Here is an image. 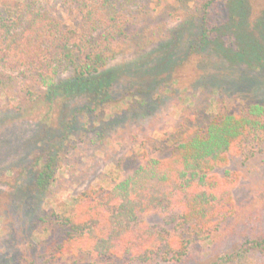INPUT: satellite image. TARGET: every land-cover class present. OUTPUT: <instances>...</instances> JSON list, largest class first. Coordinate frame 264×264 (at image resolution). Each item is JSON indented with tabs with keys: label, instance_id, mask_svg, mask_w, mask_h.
<instances>
[{
	"label": "trees",
	"instance_id": "16d2710c",
	"mask_svg": "<svg viewBox=\"0 0 264 264\" xmlns=\"http://www.w3.org/2000/svg\"><path fill=\"white\" fill-rule=\"evenodd\" d=\"M188 1L187 33L169 56V65L181 50L198 56L202 73L194 84L214 98L212 111L206 110L208 105L182 109L163 142L168 157L147 158L114 185L86 189L48 212L43 200L62 158L53 151V132L39 121L38 140L48 149L44 161L23 157L0 166V173L20 168L13 182L22 175L21 184L30 188L6 206L0 203V216L17 224L14 232L27 244L14 255V264H51L67 256L71 264H180L195 243H217L236 235L234 248L210 264H264V231L253 237L248 233L251 221L264 216V188L253 196L252 205L238 208L232 192L241 174L227 168L231 157L245 161L264 154V104L252 100L248 79L233 75L240 65L264 74V45L259 40L264 12L254 0ZM132 2L60 0V8L79 19L72 27L52 16L42 0H0L3 113L20 111L41 98L40 91H45L49 108L56 97L71 91L108 96L110 86L93 78L128 51L126 13ZM63 72L69 85L57 80ZM226 96L241 100L235 113L229 112ZM83 109L77 106L72 112ZM155 215L161 222L149 223ZM34 231H56L59 237L46 248L44 242L33 243Z\"/></svg>",
	"mask_w": 264,
	"mask_h": 264
},
{
	"label": "rangeland",
	"instance_id": "374dc122",
	"mask_svg": "<svg viewBox=\"0 0 264 264\" xmlns=\"http://www.w3.org/2000/svg\"><path fill=\"white\" fill-rule=\"evenodd\" d=\"M254 1L264 12V0ZM42 2L48 4V12L63 24L77 26L78 17L62 10L60 0ZM190 6L188 0H133L126 13V32L131 36L128 51L110 61L102 73L93 78L103 80L107 88L110 86L108 96L87 89L71 91L67 96L56 97L49 108L44 101L45 91H40L41 98L25 103L20 111L10 109L5 114L6 104L0 100V166L23 157L27 162L36 158L43 162L48 149L38 140V122L53 132L52 142L57 146H53V151L62 159L43 200L45 212L58 210L91 187L114 185L132 174L147 158L168 157L169 147L163 142L175 129L182 109L197 110L208 105L206 110L212 111L214 98H207L194 84L202 73L198 56H186L181 50L169 65V56L176 46H181L187 33L185 22ZM259 36L264 45L263 27ZM239 68L233 69V75L248 79L252 100L264 104V74L244 65ZM68 79V74L63 72L57 80L66 86ZM224 99L230 113H235L241 105V100L234 96ZM77 106L83 107V112L73 114ZM66 126L69 127L66 129ZM227 168L241 174L232 192L237 207L243 209L252 205L253 196L264 188V154L245 161L231 157ZM20 170L0 173V203L3 205L15 201L29 188L21 184L22 175L13 182ZM147 221L161 222L157 215ZM15 226L8 217L0 216V264H14V255L27 245L24 236L14 232ZM248 228H251L250 237L264 231V216L255 217ZM238 236H225L217 243H195L180 264H210L230 252ZM58 237L56 231L52 234L34 231L32 241L36 245L44 242L49 248ZM51 264H71V259L67 256Z\"/></svg>",
	"mask_w": 264,
	"mask_h": 264
}]
</instances>
